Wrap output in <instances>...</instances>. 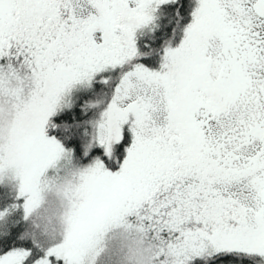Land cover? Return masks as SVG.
Returning <instances> with one entry per match:
<instances>
[{"label":"snow or ice","instance_id":"snow-or-ice-1","mask_svg":"<svg viewBox=\"0 0 264 264\" xmlns=\"http://www.w3.org/2000/svg\"><path fill=\"white\" fill-rule=\"evenodd\" d=\"M0 264H264V0H0Z\"/></svg>","mask_w":264,"mask_h":264}]
</instances>
